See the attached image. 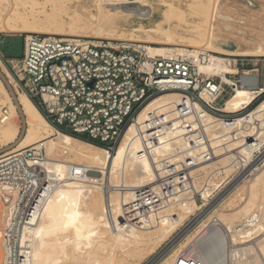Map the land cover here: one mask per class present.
<instances>
[{"label":"bare ground","instance_id":"obj_1","mask_svg":"<svg viewBox=\"0 0 264 264\" xmlns=\"http://www.w3.org/2000/svg\"><path fill=\"white\" fill-rule=\"evenodd\" d=\"M122 1L112 4L102 0H56L60 4L70 3L81 6L83 11H87L85 13L91 12L90 7L93 4L97 14L92 20L86 21L84 14V16L70 15L68 16L70 19H65L56 16L53 10V13L46 14L44 28L39 30L30 21L31 19L36 20L40 11L27 8L28 0H0V8L3 6L2 8L7 11L3 26L0 28L3 33H38L62 37H85V34H90L87 37L94 35L93 37L100 39L121 34L126 22L134 19L147 22L154 17L153 5L148 0ZM188 1L191 2L186 3L187 8L196 2L191 13L181 10V0H156L159 9H166L161 13V20L155 22L150 29L140 26L135 29V32L144 34L150 43L164 44L163 41H167L165 45L175 46L180 45V43H175L179 35L175 31L177 27H181L182 33L186 34H181V39L189 36L187 38L192 41V45H185L191 48H202L203 46L199 47V42L203 44L207 41L203 36L206 35L207 30L205 29L208 28L207 25L210 22H207V18L206 25L205 23L202 25L197 19L190 21L188 16L192 13H199L198 10L204 5L213 6L211 3L213 4L216 0ZM214 7L217 9L216 5ZM146 9L151 12H147ZM2 22L3 19L0 20V23ZM210 29L212 30V27ZM192 30L194 32L196 30L197 33ZM209 37L212 38V36ZM177 39L180 40V38ZM215 40L217 42V39ZM193 43H198L199 46ZM207 43L205 45H208ZM146 49L151 54L166 58L185 56L189 52L188 49L177 47H147ZM260 49L257 52L239 54L264 56V50ZM205 50L217 54L227 52L224 48L218 50L213 41ZM199 68L202 74L221 75L224 82L237 87L236 83L225 75H234L238 69L228 66L223 58L212 56V63L207 66L200 65ZM4 75L10 79V84L17 88L9 72L5 70ZM3 89L5 86L0 79V91ZM241 89L235 88V94L226 102V112H240L252 103L256 95L264 91L249 92ZM17 95L21 111L26 118L27 135L14 151L5 156L43 143L48 157L47 170L54 183H57L55 190L44 203L35 227L25 232V243H29L32 250L31 264H123L126 260L138 257L147 248L151 252L154 244L158 247V244L166 241L188 217L195 215L196 211H204L191 199L186 202L183 190H178L179 188L174 184L177 181L176 172L180 171V164L185 161L184 152L187 149V144L180 138V123L174 114L175 107L182 101L179 94L168 93L150 102L130 126L124 140L113 155L100 147L59 132L46 121L25 93ZM6 96L7 100L3 104L9 108L11 119L6 123L0 122V144L2 146L13 144L19 139V129L12 124L17 114V107L9 94ZM3 104L0 102V108L4 106ZM153 115L166 116L168 123L175 127L174 131H164L155 142L149 140L151 128L147 125ZM211 121L209 118L208 122ZM243 123L249 127L250 135L254 137L253 142L238 140L225 146L226 143L220 139V132L212 130L210 133L214 158L208 163H198L200 161L198 155L202 149L200 147L190 148L187 156L193 157L196 161L195 167L190 171L208 172L206 169H212V172L229 179L234 171L233 164L238 155L250 160L252 154L264 145V101L244 121L235 122L233 129L242 131ZM60 154L63 159H66L60 160ZM68 164L88 168L89 173L86 179L78 181L69 178ZM169 167L173 168L171 170L174 171L173 174L166 171ZM237 177L227 184L222 183V186L226 185L228 187L226 190L229 189L234 194L246 185L247 197L244 205L242 204L235 212L218 213L209 224L210 232L217 237L218 248L212 251H198L188 244H182L179 249L177 248L178 250L173 248L177 251L174 250L175 252L161 264H179L181 257L228 264L229 249L235 259H239L234 264H264V239L256 241L251 246L240 248L264 235L263 201V204L256 206L260 194L264 192V167L255 174L253 173L249 180L242 178L236 180ZM170 180H173L174 188L169 183ZM159 183L161 185L156 186ZM219 187L221 184L216 189ZM212 191L210 189L202 193L206 199V208L214 205L212 201H209L213 195ZM97 211L100 212L97 214ZM242 218L244 219L241 223H238ZM255 222H257L256 225H254ZM244 224L250 227L244 228ZM213 245L215 246V242ZM187 250L190 253L184 254ZM241 253L244 254L241 255Z\"/></svg>","mask_w":264,"mask_h":264},{"label":"built area","instance_id":"obj_2","mask_svg":"<svg viewBox=\"0 0 264 264\" xmlns=\"http://www.w3.org/2000/svg\"><path fill=\"white\" fill-rule=\"evenodd\" d=\"M146 48L134 42L32 33L25 36L23 55L11 63L10 73L17 88L32 102L38 103V110L56 130L62 128L99 142L112 155L150 102L168 93L179 94L182 101L175 107L174 114L180 123V138L187 144V149L174 184L178 190H183L184 199L192 195L190 199L196 203L194 191L204 193L215 189L211 186V176L207 188L201 184L198 186L193 177L198 171H190L196 161L188 157L187 152L190 148L200 147L198 163L212 161L215 156L211 147L212 130L220 132L225 146L238 140L250 141V138L253 142L254 137L246 123H243L242 131L233 129L235 122L244 121L250 114H242L243 110L228 113L225 107L226 99L231 97L235 88L257 90L249 86V72L240 81H234L237 87L224 82L221 75L200 72L199 66L212 63V56L221 57L228 66L237 68L239 60L233 57L188 50L185 56L166 58L151 54ZM236 75L225 77L231 79ZM209 118L211 122H208ZM10 119L9 108H2L0 122L6 123ZM147 125L151 128V142L160 138L164 131H174L175 128L168 123L166 116L160 115L151 116ZM263 154L264 145L252 154L250 160L238 155L233 164L235 177L249 180L253 173L264 167ZM4 156L0 157V264H31L32 250L29 243H25V232L35 227L44 203L57 183L47 170L48 157L43 143ZM68 165L69 178L86 179L88 168ZM171 170L172 167L166 169L173 174ZM202 172L203 178H207V172ZM172 181L169 183L174 188ZM201 196L205 199L204 194ZM179 264L217 263L181 257Z\"/></svg>","mask_w":264,"mask_h":264},{"label":"rangeland","instance_id":"obj_3","mask_svg":"<svg viewBox=\"0 0 264 264\" xmlns=\"http://www.w3.org/2000/svg\"><path fill=\"white\" fill-rule=\"evenodd\" d=\"M1 1H3V0H1ZM148 1L153 5L152 7L154 10V17L147 22L146 21L145 22L140 21L137 19L126 22V24H124L125 25L124 30H122L121 34L119 33L116 36H108L109 38L103 37L100 39L97 37H93L94 35H91V37H87V36H90V34L89 35L85 34L86 35V36L84 35L85 37H65V38H71V39H73V38H87V39L104 40V41L134 42V43L141 44L145 47H154V48L155 47H160V48L177 47L178 49H188L191 51L210 53V54L220 55V56H224V57H233V58L239 60V64L237 67V69H238L237 73L238 74L237 73H236L237 75L234 74L236 76L232 77L230 80L240 81L242 78H244L243 75L246 74L247 72H249L250 73L249 79H251L249 82V84H250L249 86L252 87L254 90H257V91H253L249 88H242L241 90L242 91H249V92H260V90H264V56H244L242 54H239V53H244V52H257V51H259V48L264 50V0H216L218 3H216V1L214 0L215 2L213 1L214 3L213 4L211 3V5H213V6H208V5L205 6L204 5L200 10H198L199 13L190 14L188 16L190 21L197 19L199 21V23H201L202 25L207 21V18H208L207 22H210V24L207 25L209 30L206 27L207 29H205V31L207 30L206 31L207 33L213 32L211 35H209V33L207 34L203 30L204 33L206 34V35L205 34L204 35L205 36L208 35L206 38H205V36H203L204 39L207 41H205L204 39H200V40L205 41L203 44L200 41L199 42L200 46L198 43L197 44L193 43L195 45H198L199 47L205 46L204 48L202 47V48H198V49L186 46V45H192V41H191V39L189 40V38H187L189 36H187V37L183 36L186 38L181 39L182 38L181 34L186 35V34L182 33L183 31H181V29H182L181 27H177L176 28L177 31H175V32H178L177 35L179 34L181 36V37L179 35H178L179 37L177 36V38H180V40L175 37L176 38L175 43H178V44L180 43V45H175V46L165 45V43L167 41H163V42H165L164 44L160 43V42L159 43L158 42L157 43H155V42L150 43V41L148 42V40L146 39L144 34L136 33L135 29L139 28L140 26H143V28H145V29H150L155 25V22H158L159 20H161V16H162L161 13L163 12L164 9H159V6L156 4V0H148ZM188 2L190 3L191 1L186 0L184 2L183 0H181L180 6H182V8L180 6L179 7L184 12L188 11L189 13H191V12H193V8H194L193 6L196 5L195 4L196 2L194 3L192 1L193 3H192V5H190L191 7L189 6L190 8H187L185 5ZM27 3H28L27 8H34V9H36V11H38V10L40 11V14L37 15L36 20L31 19V21H30L34 25V27H37L39 30L44 28V21H45L46 14L53 13V10H55L56 16L61 17V18H65V19H70V18H68V16H70V15H77V14H81L82 16L86 15V16H84L85 18L83 17L84 19H86V21H88V19H89V21L92 20L93 16H95L97 14V11H94L96 8L93 7V4L90 7L91 12L88 11V13H89L88 14V13H85L87 11H83V9H81L82 8L81 6L78 7V6L72 5L70 3L60 4V3L56 2V0H28ZM215 5L217 6V9L214 7ZM2 7L0 8V18L3 19V22L0 23L1 24L0 27L3 26L2 24L4 23V19L6 18V14H7V11H5V9ZM210 7H211V9H209ZM146 11L151 12L150 10H147V9H146ZM90 16H91V18H89ZM86 17H88V18H86ZM2 19H0V20H2ZM32 24H31V26H33ZM182 24H183V22H182ZM182 24L180 23L181 26H182ZM184 25H186V24H184ZM205 25H206V23H205ZM164 26H166V24ZM183 27H185V26H183ZM211 27H212V30L210 29ZM192 32H194V31L192 30ZM194 33H197L196 30ZM0 34L2 35L1 44L4 45V48L6 45L5 49L8 50L7 54L5 53L4 55H2L0 52V60H1V63H0V79L2 80V82L5 86V89H3V91H0V102L2 104L3 103L5 104V101L7 100L6 94H9L13 103L17 107V114H16L15 118L13 119L12 124L14 126L17 125L18 129H19V139L17 142L10 144L8 146H2L0 144V157H1L7 153H10L11 151H14L19 146V144H21V142H23V140L25 139V137L27 135L28 127H27V123L25 121L26 118L21 111V106L19 105V100H18L19 97L17 95V94L23 93V92L19 88H17V91H18L17 92L14 89L13 84H10V82H11L10 79L7 78L6 75H4V73H5L4 68H7V70H9V72L11 71V65L12 64L11 63L6 64L5 60L9 59L8 55H13L14 53H15V55L17 54L18 56L23 55L24 38L26 35L32 34V33H3L1 31V28H0ZM209 36H212V38ZM175 38H174V41H175ZM208 38H209V40H208ZM215 39H217V42ZM211 41H213L215 46L218 47V50H220L221 48L222 49L224 48L227 50L226 53H228V54H226V53H222V54L218 53L217 54V53H213L211 51L205 50L206 47L208 48ZM206 42H208L207 43L208 45H205ZM222 44H223V47H222ZM182 45H184V46H182ZM10 46H12V47H10ZM0 49H1V47H0ZM228 50H229V52H228ZM229 53L232 55H230ZM236 54L237 55L239 54V55L236 56ZM240 60H242V61H240ZM11 76L13 77V75H11ZM238 86L240 87L239 82H238ZM230 93H232V92L230 91ZM234 94L235 93H232L231 97ZM262 95H264V91H262L260 94L256 95L255 99L252 101V103L250 105L255 103V101H257L259 99V97H261ZM250 105L247 108L242 109L243 111L240 110V111H242L241 113L242 114H246V113L250 114L255 109H257V107L260 104L257 107H255V109L253 111L247 112ZM4 107L8 108L6 105H4L3 107L0 108V111ZM111 155H112V153H111ZM59 159L63 161L66 158L63 159V157L60 154ZM206 170H208V172ZM206 170L205 171L207 172V175H208V176H206L207 178L210 177L212 175V173H214V172H212L213 171L212 169H206ZM209 171H211L212 173ZM201 173H203V172L198 171V172L193 174L194 175L193 177H194L195 181L197 180L196 183H198V186H199V184H201L204 187H206V183H207L209 178L208 179L203 178ZM235 174H236V172L233 171L232 174L229 176V179H228V177L225 178L224 176H222L220 174L214 173L211 176L212 177V180H211L212 184L211 185H213V186L215 185V187H213V189H215V190L212 191L213 195L211 198H209V201H212V203L214 205H212V206L210 205L209 207L206 208L205 207L206 200L201 199L202 198L201 195H203L202 194L203 191H200V192L194 191L192 194L194 195V198L196 200L195 204L197 206L203 208L204 211H196L194 213L195 215L188 217V219H186V221L184 223H182V225L180 224V226L177 227V229L171 234V236L166 241L158 244V247H157V245L155 246V244H154L152 250H150L151 252H149L148 251L149 248H147V250L143 251L141 255H139L136 258L126 260L123 262V264H161L165 261V259L167 257H169L171 254H173L175 251H177L181 247L182 244H188L190 247H194L198 251H201V250L212 251V250L217 249L218 248L217 237L212 235V232H210L211 230H210L209 224H211V221L213 220V218H215V216L218 215V213L221 214L224 212V213L228 214V212L230 213V212H235V210H238V208H240L242 206V204L244 205V201L247 197V186L246 185H243L241 187V189L238 190L237 192H234V194H233V192L231 193V191L229 189L226 190V188H228V187H226V185H223L224 187L222 186V183L227 184L228 182H231V180L235 177ZM217 177H219V178L217 179ZM215 178H216V180H215ZM158 180H159V177H158ZM236 180H237V178H236ZM234 181H232V182H234ZM216 184H217V186L221 184V187L216 189V187H217ZM156 186H159V184ZM225 191H227V192L223 194V192H225ZM197 193H199V194H197ZM263 194H264V192H262L260 194L259 201H257L256 206L261 204L262 201L264 203V197H263L264 195ZM222 195H224V196H222ZM191 196L189 195L188 197H186V202H189L188 200H190V198H192ZM216 200L217 201L219 200V201L217 202ZM99 212L97 211V214ZM243 219L244 218H242L238 223H241V221ZM263 236L264 235H261L257 239H254L251 243H248L246 245H242L240 248L248 247V245L251 246L256 241H258V242L263 241L262 240V239H264ZM212 238H215V241ZM214 242H215L214 248H209V245L213 246ZM173 248H176V249L178 248V249L176 250ZM230 250L231 249H229L227 262H228V264H234V263L238 262L239 259H237V258L235 259L233 253ZM149 253H150V255H149ZM189 253L190 252H188V250H187L184 254H189Z\"/></svg>","mask_w":264,"mask_h":264},{"label":"trees","instance_id":"obj_4","mask_svg":"<svg viewBox=\"0 0 264 264\" xmlns=\"http://www.w3.org/2000/svg\"><path fill=\"white\" fill-rule=\"evenodd\" d=\"M0 47H1V49H0V52H1V54L2 55H4L5 53L7 54V52H8V50H6L5 48H6V45H5V48H4V45H2L1 44V42H0ZM10 47H12V46H10ZM8 57L9 58H15V57H17V58H21L22 57V55H15V53L13 54V55H8ZM7 57V58H8ZM230 97H228L227 99H226V101L229 99ZM262 101H264V95H262L261 97H259V99L257 100V101H255V103H253L252 105H250V107H249V109L247 110V112H250V111H253L254 109H255V107H257ZM34 104H35V106L38 108V103L37 102H33ZM57 130L58 131H60L61 133H63V134H66V135H69V136H71V137H74V138H77L78 140H80V141H82V142H87V143H89V144H91V145H94V146H96V147H100V148H102V149H106V146H104L103 144H101V143H99V142H94V141H91L90 139H88L87 137H85V136H79V135H76V134H74V133H71V132H69V131H66V130H64V129H62V128H58L57 127Z\"/></svg>","mask_w":264,"mask_h":264},{"label":"crops","instance_id":"obj_5","mask_svg":"<svg viewBox=\"0 0 264 264\" xmlns=\"http://www.w3.org/2000/svg\"><path fill=\"white\" fill-rule=\"evenodd\" d=\"M18 59H20V58H17V57H15V58H9V59H7V60H5V63L7 64V63H12L13 61H15V60H18ZM0 63H1V60H0ZM6 71H8L9 72V70H7V68H4ZM9 74H10V72H9ZM11 75V74H10ZM13 78V77H12ZM14 79V78H13ZM16 82V81H15ZM15 118V117H14ZM16 126V128H18V126L17 125H15Z\"/></svg>","mask_w":264,"mask_h":264},{"label":"water","instance_id":"obj_6","mask_svg":"<svg viewBox=\"0 0 264 264\" xmlns=\"http://www.w3.org/2000/svg\"><path fill=\"white\" fill-rule=\"evenodd\" d=\"M250 141H252V139L250 138Z\"/></svg>","mask_w":264,"mask_h":264}]
</instances>
